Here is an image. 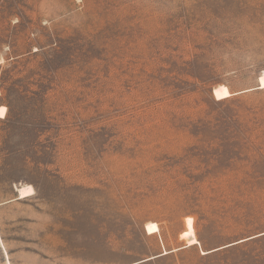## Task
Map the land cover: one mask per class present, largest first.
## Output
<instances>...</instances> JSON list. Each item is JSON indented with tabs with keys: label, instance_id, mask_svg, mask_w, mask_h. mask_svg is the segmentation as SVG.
Here are the masks:
<instances>
[{
	"label": "rangeland",
	"instance_id": "1",
	"mask_svg": "<svg viewBox=\"0 0 264 264\" xmlns=\"http://www.w3.org/2000/svg\"><path fill=\"white\" fill-rule=\"evenodd\" d=\"M263 72L264 0H0V264H264Z\"/></svg>",
	"mask_w": 264,
	"mask_h": 264
},
{
	"label": "bare ground",
	"instance_id": "2",
	"mask_svg": "<svg viewBox=\"0 0 264 264\" xmlns=\"http://www.w3.org/2000/svg\"><path fill=\"white\" fill-rule=\"evenodd\" d=\"M258 89H264V72L262 75L259 77L258 81ZM213 97L216 101L224 100L226 98H229L231 94L229 93L228 89L225 86H218L217 88L213 89ZM6 115V107L5 106H0V118L3 119ZM18 192V197L17 199H23L26 198L30 195H33V189L31 186H23L17 189ZM145 233L147 235H153L158 233V227L154 223H147L144 227ZM181 238L186 240V246H192L198 244L196 238H195V233L192 230H186L181 234ZM2 246V245H1ZM5 253V252H4ZM168 252H163L160 254L166 255ZM201 254H205V252H201Z\"/></svg>",
	"mask_w": 264,
	"mask_h": 264
},
{
	"label": "water",
	"instance_id": "3",
	"mask_svg": "<svg viewBox=\"0 0 264 264\" xmlns=\"http://www.w3.org/2000/svg\"><path fill=\"white\" fill-rule=\"evenodd\" d=\"M18 193V192H17ZM18 197V196H17ZM264 235V234H263ZM233 245H235V244H231V245H228V246H226V247H230V246H233Z\"/></svg>",
	"mask_w": 264,
	"mask_h": 264
}]
</instances>
